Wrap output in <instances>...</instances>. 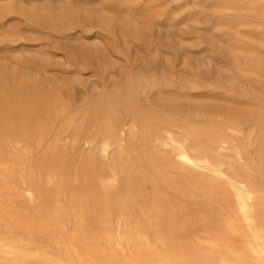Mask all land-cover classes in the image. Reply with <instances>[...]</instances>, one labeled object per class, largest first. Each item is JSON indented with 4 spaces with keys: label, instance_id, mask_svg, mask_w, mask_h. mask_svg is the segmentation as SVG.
<instances>
[{
    "label": "bare ground",
    "instance_id": "obj_1",
    "mask_svg": "<svg viewBox=\"0 0 264 264\" xmlns=\"http://www.w3.org/2000/svg\"><path fill=\"white\" fill-rule=\"evenodd\" d=\"M165 87L149 73L80 100L0 90V264H264L263 101L223 99L237 111L150 104ZM193 196L207 218L182 221ZM202 246L209 257L187 255Z\"/></svg>",
    "mask_w": 264,
    "mask_h": 264
},
{
    "label": "rangeland",
    "instance_id": "obj_2",
    "mask_svg": "<svg viewBox=\"0 0 264 264\" xmlns=\"http://www.w3.org/2000/svg\"><path fill=\"white\" fill-rule=\"evenodd\" d=\"M36 11L75 18L38 24L27 17ZM0 12V90L8 93L33 88L80 100L154 73L166 86L163 95L149 94L156 107L194 111L205 103L237 111L223 99L249 97L264 109V70L246 60L264 61V0H0ZM99 15L118 23L105 30ZM249 151L256 159L255 146ZM260 175L264 182V166ZM180 209L182 221L207 218L196 196ZM190 249L191 259L212 253L202 246L194 256Z\"/></svg>",
    "mask_w": 264,
    "mask_h": 264
}]
</instances>
